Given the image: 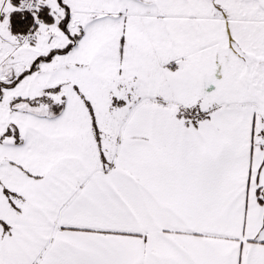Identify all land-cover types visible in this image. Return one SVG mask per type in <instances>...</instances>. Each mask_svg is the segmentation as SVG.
I'll return each instance as SVG.
<instances>
[{
    "label": "snow or ice",
    "instance_id": "obj_1",
    "mask_svg": "<svg viewBox=\"0 0 264 264\" xmlns=\"http://www.w3.org/2000/svg\"><path fill=\"white\" fill-rule=\"evenodd\" d=\"M0 264H264V0H0Z\"/></svg>",
    "mask_w": 264,
    "mask_h": 264
}]
</instances>
